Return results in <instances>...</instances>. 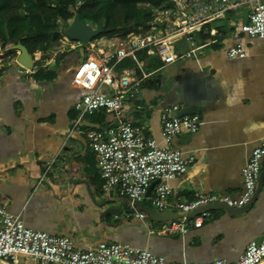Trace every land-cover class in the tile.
Masks as SVG:
<instances>
[{
  "label": "crops",
  "instance_id": "0c3cea01",
  "mask_svg": "<svg viewBox=\"0 0 264 264\" xmlns=\"http://www.w3.org/2000/svg\"><path fill=\"white\" fill-rule=\"evenodd\" d=\"M195 1L212 0H167L166 8L153 10L145 35L130 33L124 39L121 34L98 39L103 30L86 21L99 35L79 46L67 37L73 22L61 25V38L45 53L32 55L37 89L30 76L17 72L21 64L16 47L14 60L0 52V208L19 216L28 229L71 239L81 251L101 242L128 244L170 264H231L249 244L261 242L264 159L255 194L244 208L209 210V217L191 225L186 235L168 236L163 228L171 222L154 221L142 210L159 212L151 203L154 189L138 208L116 191L105 190L87 135L114 126V118L105 112L81 118L76 109L86 92L72 85L73 77L88 52L121 50L131 39L144 37L173 42L180 56L195 51V56L170 65L154 54L155 48L151 54L148 48L139 50L138 63L114 59L115 76L130 71L139 81L124 106L125 119L160 145L166 109L176 106L180 114L196 113L205 123L196 134L184 132L174 140V148L196 159L185 175L168 180L170 209L160 213H178L177 205H192L199 193L239 199L242 169L264 140V39L242 31L253 0H238L237 7L221 14L214 11V17L194 32L172 38L177 19L188 18ZM118 42L123 47L117 49ZM238 46L246 57L230 59L228 51ZM98 114L109 119L101 123Z\"/></svg>",
  "mask_w": 264,
  "mask_h": 264
},
{
  "label": "built area",
  "instance_id": "2783aa9c",
  "mask_svg": "<svg viewBox=\"0 0 264 264\" xmlns=\"http://www.w3.org/2000/svg\"><path fill=\"white\" fill-rule=\"evenodd\" d=\"M238 0H212L209 4L195 1L188 18L177 19L170 36H183L194 32L214 17V11L221 14L237 7ZM187 8V7H183ZM221 16V15H219ZM242 31L251 38L264 39V3L253 0L249 23ZM79 46L82 44L78 43ZM168 40H154L152 37L131 39L124 49L113 52H88L78 67L72 85L86 93L76 104L81 118L96 112H105L115 120V125L104 132L90 131L87 142L95 154L106 191H116L128 199L134 208H138L146 197L150 184L156 180L151 203L159 212L170 209L172 189L168 180L182 177L194 163V155H186L173 147L174 140L182 133L196 134L205 124L198 114H180L179 108L162 111L161 136L163 145L146 137L143 132L125 119L124 106L136 93L139 81L134 80L132 72L124 71L115 76L111 62L126 58L138 63L137 52L155 48V53L166 64H174L182 57L195 56V51L185 56L176 54ZM230 59L246 57L242 47L228 51ZM18 74L31 77V85H39L32 78L35 70L19 65ZM144 77V76H143ZM78 120L77 125L81 122ZM264 159V140L255 148L242 169L243 193L237 200L226 196L196 195L194 203L176 206L185 214L215 204L231 208H244L253 198ZM208 212L194 218L184 216L164 226L163 233L168 236H184L191 225H201ZM138 217L143 218L142 214ZM238 260L231 264H264V238L261 242H252ZM170 264L165 258L154 255L148 250L128 244H109L101 242L88 249L79 250L74 242L61 236H51L45 231L28 229L19 216L0 208V264ZM189 264V263H184ZM203 264H228L224 261Z\"/></svg>",
  "mask_w": 264,
  "mask_h": 264
},
{
  "label": "trees",
  "instance_id": "16d2710c",
  "mask_svg": "<svg viewBox=\"0 0 264 264\" xmlns=\"http://www.w3.org/2000/svg\"><path fill=\"white\" fill-rule=\"evenodd\" d=\"M166 5L167 0H0V52L14 60L17 51L13 48L20 44L31 55L45 53L61 38V25L76 17L98 24L103 30L98 39L117 34L123 39L130 33L145 35L153 10ZM123 45L118 42L117 49ZM97 117L101 123L109 119L103 114Z\"/></svg>",
  "mask_w": 264,
  "mask_h": 264
},
{
  "label": "water",
  "instance_id": "95a60500",
  "mask_svg": "<svg viewBox=\"0 0 264 264\" xmlns=\"http://www.w3.org/2000/svg\"><path fill=\"white\" fill-rule=\"evenodd\" d=\"M98 35H99L98 32L92 30L84 22H82L78 17H76L74 19L69 31L67 32V37L70 40L78 42V43H82V44H88V42L92 41ZM15 49L20 52L18 59H17V62L19 64L23 65L24 67L28 68V69H32L34 66V63H33L32 55L28 52V50L20 44L17 45ZM158 183H159V181L156 180L150 184V186L147 190V193H146L147 198L150 196V193L152 192V190L154 189V187ZM225 207L226 206L222 205V204H215V205H210V206H206L203 208H199L197 210L192 211V213L189 212L187 214H185L184 212H178V213H160V212H157L156 213L155 210H153L152 208H148V207H144L142 210L148 216H150L151 219L154 221L172 222V221H174L178 218H182L184 216L191 218V217H195L197 215H200L202 213H205L209 210L220 209V208H225Z\"/></svg>",
  "mask_w": 264,
  "mask_h": 264
},
{
  "label": "rangeland",
  "instance_id": "374dc122",
  "mask_svg": "<svg viewBox=\"0 0 264 264\" xmlns=\"http://www.w3.org/2000/svg\"><path fill=\"white\" fill-rule=\"evenodd\" d=\"M95 26V25H94ZM68 28V27H67ZM29 264H33L32 262L31 263H29Z\"/></svg>",
  "mask_w": 264,
  "mask_h": 264
}]
</instances>
